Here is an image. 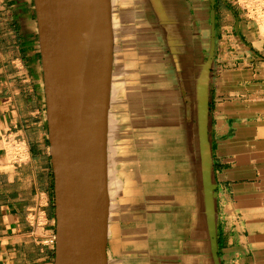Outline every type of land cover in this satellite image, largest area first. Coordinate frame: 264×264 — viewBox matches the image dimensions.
<instances>
[{"label":"crops","instance_id":"1","mask_svg":"<svg viewBox=\"0 0 264 264\" xmlns=\"http://www.w3.org/2000/svg\"><path fill=\"white\" fill-rule=\"evenodd\" d=\"M109 3L106 264H264L258 25L229 0ZM53 233L33 0H0V264H53Z\"/></svg>","mask_w":264,"mask_h":264},{"label":"water","instance_id":"2","mask_svg":"<svg viewBox=\"0 0 264 264\" xmlns=\"http://www.w3.org/2000/svg\"><path fill=\"white\" fill-rule=\"evenodd\" d=\"M54 217L53 264H106L109 0H33Z\"/></svg>","mask_w":264,"mask_h":264},{"label":"built area","instance_id":"3","mask_svg":"<svg viewBox=\"0 0 264 264\" xmlns=\"http://www.w3.org/2000/svg\"><path fill=\"white\" fill-rule=\"evenodd\" d=\"M238 10V13L246 20L258 25L259 34L264 39V0H229ZM263 25V29H262ZM11 155L15 162L23 161L28 155V149L24 143L14 142L10 144ZM46 245L54 246V233L49 236Z\"/></svg>","mask_w":264,"mask_h":264},{"label":"bare ground","instance_id":"4","mask_svg":"<svg viewBox=\"0 0 264 264\" xmlns=\"http://www.w3.org/2000/svg\"><path fill=\"white\" fill-rule=\"evenodd\" d=\"M263 25H264V23H263ZM256 27V26H255ZM262 29H263V26H262ZM257 30V29H256ZM259 30V29H258ZM41 216V215H40Z\"/></svg>","mask_w":264,"mask_h":264},{"label":"rangeland","instance_id":"5","mask_svg":"<svg viewBox=\"0 0 264 264\" xmlns=\"http://www.w3.org/2000/svg\"><path fill=\"white\" fill-rule=\"evenodd\" d=\"M263 26V25H262Z\"/></svg>","mask_w":264,"mask_h":264}]
</instances>
